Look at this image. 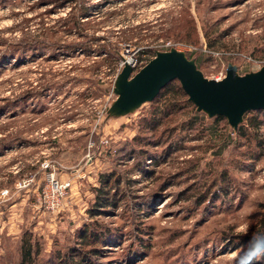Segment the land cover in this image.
I'll use <instances>...</instances> for the list:
<instances>
[{"label": "rangeland", "instance_id": "rangeland-1", "mask_svg": "<svg viewBox=\"0 0 264 264\" xmlns=\"http://www.w3.org/2000/svg\"><path fill=\"white\" fill-rule=\"evenodd\" d=\"M61 2L0 0V264H264V112L241 137L172 82L109 116L124 45L143 68L180 44L209 80L263 68L264 0Z\"/></svg>", "mask_w": 264, "mask_h": 264}, {"label": "water", "instance_id": "water-1", "mask_svg": "<svg viewBox=\"0 0 264 264\" xmlns=\"http://www.w3.org/2000/svg\"><path fill=\"white\" fill-rule=\"evenodd\" d=\"M177 81L195 106L209 118L221 116L236 131L245 114L264 111V67L243 76L228 65L222 80H209L197 69L194 60L171 49L157 52L137 73L125 66L114 83L116 100L109 116H124L145 103L152 102L168 84Z\"/></svg>", "mask_w": 264, "mask_h": 264}, {"label": "trees", "instance_id": "trees-1", "mask_svg": "<svg viewBox=\"0 0 264 264\" xmlns=\"http://www.w3.org/2000/svg\"><path fill=\"white\" fill-rule=\"evenodd\" d=\"M77 5V0H63V3L61 2V8L62 7H64L65 5ZM57 6H59V5H57ZM54 7V6H53ZM77 8V6L76 7H74L73 9H72V11L74 10V11H76V13H77V11H78V13L77 14H75L74 16V20H75V22H73V25L76 27V26H78L79 25V22H78V19L79 20H84V19H86L87 17H88V14H87V12H86V10H85V8H81V6H79V10L78 9H76ZM83 23V22H82ZM188 58V60H191L190 59V57H187ZM195 64H196V62H195ZM197 66V65H196ZM197 69H198V67H197ZM199 70V69H198ZM173 82H177V81H173ZM172 83V82H171ZM169 85V84H168ZM167 85V86H168ZM166 86V87H167ZM165 87V88H166ZM165 88L164 89H162L161 90V92H163L164 90H165ZM160 92V93H161ZM159 93V94H160ZM158 97V96H157ZM156 99V98H155ZM255 112H264V111H255ZM213 118H215L216 119V121H218V120H222V119H225V118H223V117H221V116H217V117H213ZM227 121V120H226ZM244 124H242L241 126H239L238 127V130L237 131H235L239 136H241V137H244L246 134H245V129H258V128H260V126L262 125V123L261 122H258V120H257V118H250V119H246L244 122H243ZM230 127V126H229ZM231 128V127H230ZM228 140H230V138L228 139ZM263 144V143H262ZM224 150V148H222L221 150H220V152L221 151H223ZM110 181H106V182H102V184L104 185L105 183H109ZM104 193H103V188H97L96 189V200H95V202H96V205H95V208H93L92 210H91V213H95V212H99V208H103V207H106L107 206V200H105L104 198H103V195ZM98 207V209H96ZM92 215H94V214H92ZM264 215V214H263ZM262 222L264 223V218L262 219ZM88 234H90L92 237L93 236H95V232H93V231H90L89 233H88V230L87 229H85L84 230V234L81 236V241H85L86 240V237H87V235ZM246 241L247 242H245L244 244H246V243H250V250L251 251H256V252H260V251H264V232H262L260 235H258L257 236V234H256V237H254L253 238V236H250L249 238H246ZM29 244V243H28ZM27 244V242H26V245H28ZM24 246H23V249H22V260H24V261H27V259L29 260V258H30V255H31V252H30V248H28L27 250L25 249L26 248V245L25 244H23ZM29 246V245H28ZM95 254V253H94Z\"/></svg>", "mask_w": 264, "mask_h": 264}, {"label": "built area", "instance_id": "built-area-1", "mask_svg": "<svg viewBox=\"0 0 264 264\" xmlns=\"http://www.w3.org/2000/svg\"><path fill=\"white\" fill-rule=\"evenodd\" d=\"M166 48L170 49V50L174 49L177 51V50H180L179 48H182V46L180 44H178L177 48H174L170 44H167ZM184 48L186 51H191V48L190 49L187 47H184ZM178 52H180V51H178ZM138 53H139V50L137 48H134L131 45H124L122 47L121 52H120V60H119V64H118V69H119L118 74L122 71V69L125 66H129L132 69V75L137 73L141 69L140 63L138 61ZM118 74H116L115 80H116ZM221 79L222 78L219 77L216 79V81H219ZM62 186L63 185L57 183V181L54 180V178L49 177L45 189L47 188L50 191H53V195L55 193L58 195V197L62 198L61 195L63 193V190H65V188H63ZM46 193H48V192L46 191Z\"/></svg>", "mask_w": 264, "mask_h": 264}]
</instances>
